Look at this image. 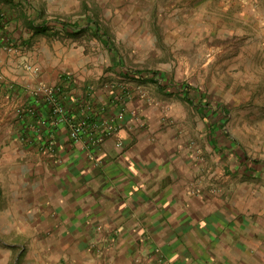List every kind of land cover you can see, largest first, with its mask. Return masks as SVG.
Wrapping results in <instances>:
<instances>
[{
	"label": "crops",
	"instance_id": "obj_1",
	"mask_svg": "<svg viewBox=\"0 0 264 264\" xmlns=\"http://www.w3.org/2000/svg\"><path fill=\"white\" fill-rule=\"evenodd\" d=\"M28 4L0 0L1 264H264V159L223 132L226 116L264 105V70L240 74V53L223 60L229 77L201 85L126 76L148 70L127 69L105 37L106 58L96 59L51 40L48 26L35 33L28 23L45 16ZM42 84L60 89L73 119L121 114L117 136L99 148L72 141L34 97ZM48 139L55 154L41 148ZM106 241L101 256L89 248Z\"/></svg>",
	"mask_w": 264,
	"mask_h": 264
},
{
	"label": "rangeland",
	"instance_id": "obj_2",
	"mask_svg": "<svg viewBox=\"0 0 264 264\" xmlns=\"http://www.w3.org/2000/svg\"><path fill=\"white\" fill-rule=\"evenodd\" d=\"M35 3L43 9L51 40L75 44L88 58H106L101 44L104 38L94 36L91 31L78 38L69 36L55 26V21L78 22L81 27L87 26L88 19L96 22L127 69L162 72L163 77H191L194 84L201 85L203 77H229L223 60L241 53L240 58L232 59V65L241 60L235 67L240 74L249 77L264 70V53L261 62L256 61L253 47L264 31V0H35ZM35 6L30 9L35 10ZM100 65L97 67L104 73L105 65L103 68ZM261 87L264 92V86ZM211 93H216V89ZM259 100L264 102V96ZM251 108L246 114L236 112L226 116L223 132L240 141L250 155L264 159V105ZM113 244L114 241L92 242L89 248L101 256ZM140 259L137 254L133 261L139 263ZM13 261L11 257L9 264Z\"/></svg>",
	"mask_w": 264,
	"mask_h": 264
},
{
	"label": "built area",
	"instance_id": "obj_3",
	"mask_svg": "<svg viewBox=\"0 0 264 264\" xmlns=\"http://www.w3.org/2000/svg\"><path fill=\"white\" fill-rule=\"evenodd\" d=\"M12 47H7V50L11 51ZM23 69L33 75H37L40 72L39 65L31 63H23ZM34 97L41 103H44L51 114V122L63 123L68 127L69 138L78 142L85 139L87 145L93 148H99L102 144L110 138L117 136L119 132L118 117L121 118V114L116 116H110L104 119L95 120L87 114H82L77 119H73L67 112L65 104L61 99L60 89L56 86H50L42 84L37 89L33 90ZM17 114L21 118H25L24 112L21 109L17 110ZM38 115L35 111H31L29 116L35 118ZM117 146H121V141L118 139ZM46 153H56L55 142L53 139H48L46 143L41 147Z\"/></svg>",
	"mask_w": 264,
	"mask_h": 264
},
{
	"label": "trees",
	"instance_id": "obj_4",
	"mask_svg": "<svg viewBox=\"0 0 264 264\" xmlns=\"http://www.w3.org/2000/svg\"><path fill=\"white\" fill-rule=\"evenodd\" d=\"M8 1V0H5ZM55 26H60L62 31H64L66 34H68L69 36L78 38L80 35L85 34L89 31H91L93 33L94 36H98V37H105L106 34L102 33V30L99 28L98 24L96 22H94L91 19L87 20V26L85 27H81L79 25V23H73V24H69V23H65L62 21H55ZM28 26L30 27V29H32L35 33H45L47 32V22H42V23H36L34 20H31L28 23ZM126 76H130V77H157L162 75L159 72H152V71H137V70H128L125 71ZM60 95H61V99L63 100V102L65 103V98L63 93H61L60 91ZM210 114L213 118H216L214 115V112L212 111V109L210 108L209 111ZM219 119H216L215 125H213V132L215 133V135L220 134L222 132V130L220 129L221 127H219L218 121ZM221 126V124H220ZM229 142L231 141L229 136L226 134L224 136Z\"/></svg>",
	"mask_w": 264,
	"mask_h": 264
},
{
	"label": "bare ground",
	"instance_id": "obj_5",
	"mask_svg": "<svg viewBox=\"0 0 264 264\" xmlns=\"http://www.w3.org/2000/svg\"><path fill=\"white\" fill-rule=\"evenodd\" d=\"M4 221V220H3Z\"/></svg>",
	"mask_w": 264,
	"mask_h": 264
}]
</instances>
